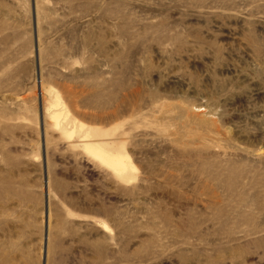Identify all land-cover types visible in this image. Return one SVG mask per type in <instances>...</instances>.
<instances>
[{
	"label": "rangeland",
	"instance_id": "374dc122",
	"mask_svg": "<svg viewBox=\"0 0 264 264\" xmlns=\"http://www.w3.org/2000/svg\"><path fill=\"white\" fill-rule=\"evenodd\" d=\"M44 249L264 264V0H0V264Z\"/></svg>",
	"mask_w": 264,
	"mask_h": 264
},
{
	"label": "bare ground",
	"instance_id": "6f19581e",
	"mask_svg": "<svg viewBox=\"0 0 264 264\" xmlns=\"http://www.w3.org/2000/svg\"><path fill=\"white\" fill-rule=\"evenodd\" d=\"M59 103V101L57 100V102L55 103V105H57ZM50 117L52 118V120H53V122H54V124L55 125H58V123H59V115H58V113H56V112H53V111H51L50 113ZM49 116V115H48ZM42 120V119H41ZM89 147H91L90 145L87 147L88 149H89ZM93 147V146H92ZM91 147V152L92 153H94V154H96L98 157H100V158H102V159H104V161L106 162V163H108V164H110V166H112V167H115V168H117V169H119V170H124V169H126L127 168V163H126V161H125V159L123 158V157H121V156H111V155H108V154H106V153H104L103 151H99L98 149V151L99 152H97L95 149H93ZM95 148H96V146H95ZM47 194V193H46ZM46 208H47V203H46ZM47 216V218H46V220H45V224H46V222H47V224H48V209H47V215H45V217ZM48 226V225H47ZM45 227H46V225H45ZM47 232H48V230L46 229V231H45V237H46V234H47ZM46 244V243H45ZM44 257H45V249H44V256H43V260H44ZM45 263H46V260H45ZM43 264V263H42Z\"/></svg>",
	"mask_w": 264,
	"mask_h": 264
},
{
	"label": "water",
	"instance_id": "95a60500",
	"mask_svg": "<svg viewBox=\"0 0 264 264\" xmlns=\"http://www.w3.org/2000/svg\"><path fill=\"white\" fill-rule=\"evenodd\" d=\"M42 109V106H41V102H40V110ZM41 119H42V116H41ZM45 215H47V208H46V213ZM47 216L45 217V220H46ZM46 229H47V222H46ZM45 229V231H46ZM46 245V244H45ZM43 264H45V257H44V260H43Z\"/></svg>",
	"mask_w": 264,
	"mask_h": 264
}]
</instances>
